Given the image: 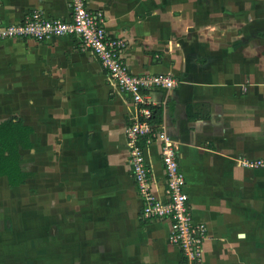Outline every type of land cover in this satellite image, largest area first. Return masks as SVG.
Here are the masks:
<instances>
[{
  "label": "crops",
  "instance_id": "obj_1",
  "mask_svg": "<svg viewBox=\"0 0 264 264\" xmlns=\"http://www.w3.org/2000/svg\"><path fill=\"white\" fill-rule=\"evenodd\" d=\"M87 3L102 11L107 34L124 40L131 73L175 80L149 98L161 109L157 132L176 147L191 214L207 228L203 264H264V169L237 164L264 157V0ZM35 10L71 18L69 0H0V25ZM0 110L33 128L32 147L20 153L33 154L65 264L180 262L170 221L140 213L126 139L133 105L77 37L0 38ZM160 143L156 136L143 156L165 202Z\"/></svg>",
  "mask_w": 264,
  "mask_h": 264
},
{
  "label": "built area",
  "instance_id": "obj_2",
  "mask_svg": "<svg viewBox=\"0 0 264 264\" xmlns=\"http://www.w3.org/2000/svg\"><path fill=\"white\" fill-rule=\"evenodd\" d=\"M71 18L68 21L50 19L41 12L32 11L20 23L0 25V38L31 37L43 40L51 35L71 33L79 40L81 49L90 51L106 72L110 84L126 94L133 113L126 127L129 160L138 194L142 200L141 216L148 219H168V240L179 247L181 259L178 264H203V243L206 225L195 221L184 190L185 180L177 162L176 147L163 131L150 123L153 105L149 91L153 88L174 87L175 80L169 74L136 75L125 64V42L110 37L104 27V15L100 10H91L87 0H69ZM158 136L161 145V160L165 170L167 200H159L150 185L149 168L144 161V148ZM237 164L244 168L264 169V157L239 158Z\"/></svg>",
  "mask_w": 264,
  "mask_h": 264
},
{
  "label": "rangeland",
  "instance_id": "obj_3",
  "mask_svg": "<svg viewBox=\"0 0 264 264\" xmlns=\"http://www.w3.org/2000/svg\"><path fill=\"white\" fill-rule=\"evenodd\" d=\"M7 116L0 110V120ZM20 163L31 172L23 184L9 186L6 178L0 177V264H65L50 233L54 224L48 191L43 200L37 194L32 152L20 153ZM57 241L60 245L67 242L63 234Z\"/></svg>",
  "mask_w": 264,
  "mask_h": 264
},
{
  "label": "trees",
  "instance_id": "obj_4",
  "mask_svg": "<svg viewBox=\"0 0 264 264\" xmlns=\"http://www.w3.org/2000/svg\"><path fill=\"white\" fill-rule=\"evenodd\" d=\"M150 123L155 127L161 120L160 106L150 105ZM33 128L20 117L12 116L0 121V177H5L9 186L21 185L31 175L20 165V150L32 147Z\"/></svg>",
  "mask_w": 264,
  "mask_h": 264
}]
</instances>
